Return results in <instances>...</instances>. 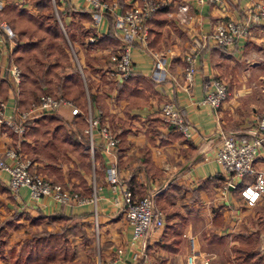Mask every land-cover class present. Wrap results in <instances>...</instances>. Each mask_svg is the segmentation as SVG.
Here are the masks:
<instances>
[{
  "label": "crops",
  "instance_id": "0c3cea01",
  "mask_svg": "<svg viewBox=\"0 0 264 264\" xmlns=\"http://www.w3.org/2000/svg\"><path fill=\"white\" fill-rule=\"evenodd\" d=\"M105 1L114 5L113 12L105 13L98 22H93L85 0L52 3L55 11H60L57 19L71 23L76 35L81 36L71 42L64 33L67 45L69 42L77 47L83 66L84 77L76 68L85 91L86 111L90 108L116 135L118 142L113 150H103L95 133L94 150L86 147L89 157L84 167L69 150L51 140L49 133L33 141L29 135L17 138L9 131H0V155L5 148L15 146L29 155L31 170L82 195L89 192L90 174L94 173L98 186L96 212L89 203L62 205L49 197L30 200L24 187L12 192L7 173L0 171V225L19 214L17 227L3 235L0 264H10L13 253L24 254L33 232L61 230L77 264H188L190 254L193 264H237L233 247L239 245L241 236L252 239L251 251L264 256V195L254 205H247L240 189L253 178L226 174L214 159L222 138L249 137L264 113V22L253 24L247 36L231 45L208 42L198 50L191 84L181 86L183 56L194 41L207 36L221 20L244 19L247 7L264 0H208L203 4L159 0L160 10L150 20L148 50L136 44L130 51L131 72L143 82L132 84L134 95L120 97L122 81L115 82L106 74L109 56L120 45L115 17L142 0ZM6 3L32 14L38 12L30 0ZM90 35L95 38L92 43L87 41ZM65 50L68 73L75 65L69 49ZM149 50L165 53V78L161 82L151 77L153 58ZM7 60L8 55L3 54L1 63ZM4 75L0 73V77ZM216 77L226 80L229 94L212 109L200 101L210 80ZM90 94L97 95L100 102L91 100ZM3 99L10 113L18 104V89L12 91L9 86ZM131 102L137 103L128 107ZM165 102L172 103L189 121L188 136L165 123L160 114ZM80 111L83 118L85 112ZM53 116L62 120L68 133L88 142L83 129L71 123L75 115H69L67 108ZM253 165L255 169L264 168V150ZM113 174L118 178L114 185L108 181ZM226 182L232 186L225 189ZM124 189L135 198L151 194L164 214V224L132 240V228L121 208ZM54 214L61 217L53 219ZM18 232H23V238L11 239ZM95 246L94 261L90 251ZM118 248L122 252L118 253Z\"/></svg>",
  "mask_w": 264,
  "mask_h": 264
},
{
  "label": "built area",
  "instance_id": "2783aa9c",
  "mask_svg": "<svg viewBox=\"0 0 264 264\" xmlns=\"http://www.w3.org/2000/svg\"><path fill=\"white\" fill-rule=\"evenodd\" d=\"M91 9L93 22H98L105 13L113 12L114 5L105 0H85ZM198 4H203L208 0H193ZM221 1V0H213ZM5 5V0H0V9ZM162 5L159 0H142L140 3L132 5L115 17V26L120 35V45L111 52L109 56L110 65L106 69L107 76L115 81L121 82L131 73L130 51L136 44L148 50V24L147 19L157 8ZM186 10V6L181 7ZM264 22V1H257L246 9L245 18L241 20H221L214 29L200 40H195L191 49L183 56L185 63L183 71L182 87L191 84L196 70V59L198 50L208 42L215 45L228 46L237 39L249 34L253 24ZM10 34L6 23L0 19V73L8 74L15 84H18L20 68L11 61L10 54L14 42L10 39ZM93 35L88 37V43L94 42ZM70 55L74 64L78 67L83 76V66L75 53L73 46L68 42ZM153 58L151 77L154 82H161L165 78L163 51L149 50ZM8 55L5 64L1 63V56ZM84 77V76H83ZM178 84V82H177ZM229 94L227 83L221 78H212L204 93L200 104L216 109L227 98ZM62 108H67L69 115L80 114V109L73 102L61 95L42 94L32 102L27 109L19 110L17 106L10 113L6 112L7 102L0 100V129L10 130L18 138H22L29 129L30 122L45 114H58ZM160 114L165 123L180 131L185 136L190 133V123L185 116L172 103L165 102L160 106ZM88 127L84 129L87 136L88 148L94 150V134L97 133L102 141V149L111 151L118 142L116 135L109 127L100 122L97 115L93 114L90 108L84 114ZM261 150H264V113L256 122V128L249 137L243 138L237 135H230L222 138L218 145L214 159L222 172L233 177L251 176L253 179L243 185L240 195L247 205H254L264 195V168L255 169L254 160ZM29 160L15 146L5 148L0 155V171L7 173V184L12 192L19 188L28 190L29 199L36 201L41 197H49L55 202L67 204H92L96 212L98 200V186L93 178V187L90 196H80L71 192L62 185L48 180L46 177L30 169ZM111 184H116L118 178L113 174L108 180ZM232 186L231 182H226L224 188ZM122 210L127 222L132 228V240H137L147 235L151 230L164 224V214L155 205L153 196L146 194L140 198H135L129 189L122 191ZM115 203H118L115 201ZM117 252H122L121 248ZM188 264H193V256H187ZM204 262L203 264H205ZM140 264V263H134ZM149 264H155L150 262Z\"/></svg>",
  "mask_w": 264,
  "mask_h": 264
},
{
  "label": "trees",
  "instance_id": "16d2710c",
  "mask_svg": "<svg viewBox=\"0 0 264 264\" xmlns=\"http://www.w3.org/2000/svg\"><path fill=\"white\" fill-rule=\"evenodd\" d=\"M30 1L38 9L36 14H32L13 3H6L0 9V19L11 30L10 39L14 42L11 60L20 68L17 84V108L19 110L26 109L42 94L54 95L59 93L73 101L82 112H86L85 91L76 65L74 64L75 67L70 68V72H65L66 66L69 65V56L65 50L67 43L64 33L71 42L77 41L81 36L76 35V30L71 23H64L57 19L52 0ZM159 10L160 7L152 12L147 19L148 35H150L151 29L150 20ZM107 37L110 35L107 34ZM101 40L100 43H102ZM140 80L143 82L142 78L135 76L132 72L128 74L118 87L119 97L128 93L134 95L135 90L132 84L140 82ZM12 82V78L8 74L0 77V100L4 98L6 90L12 85ZM90 98L100 102L97 95L90 94ZM136 103L131 102L128 107ZM74 120L82 127L81 129L87 124L79 114L74 116ZM47 133H49L48 137L51 140L63 150H69L79 160V164L85 167V162L89 157L86 151L88 142L86 139L85 142H81L75 134L68 133L59 117L45 114L33 119L24 136L29 135L33 141H37L42 136L46 137ZM73 190L77 192V189ZM91 190L90 187L85 196L90 195ZM18 217L19 214H14L0 225V256L3 235L8 230L17 227L15 221ZM59 217L61 216L53 215V219ZM31 235V242L27 244L26 253H13L10 264H77L73 260V252L68 246L62 230L58 232H33ZM251 240L247 236H241L239 237V245L233 247L237 264H264V256H258L251 251L253 249L249 247Z\"/></svg>",
  "mask_w": 264,
  "mask_h": 264
},
{
  "label": "rangeland",
  "instance_id": "374dc122",
  "mask_svg": "<svg viewBox=\"0 0 264 264\" xmlns=\"http://www.w3.org/2000/svg\"><path fill=\"white\" fill-rule=\"evenodd\" d=\"M13 0H11V2H12ZM14 4V3H13ZM16 5V4H15ZM53 8H54V14H55V16L56 17H58L59 18V16H60V11L59 12H56L55 10H56V8H55V6H54V4H53ZM59 13V14H58ZM2 20V19H1ZM8 27V26H7ZM67 48L69 49V45H67ZM73 49H74V51H75V53L77 54V57L80 59V57H79V54H78V50H77V47L76 46H74L73 47ZM70 52V51H69ZM72 58V57H71ZM12 61V60H11ZM73 61V60H72ZM74 63V62H73ZM218 78H220V77H218ZM222 80H224L223 78H221ZM13 81V80H12ZM225 82H226V80H224ZM227 83V82H226ZM11 88H12V91L13 90H16L17 89V84H15L14 83V81L12 82V85L10 86ZM55 96L56 95H60L59 93H55L54 94ZM62 96V95H61ZM65 98V97H64ZM1 100H4V101H6L5 99H1ZM29 107V106H28ZM27 107V108H28ZM26 108V109H27ZM87 112V111H86ZM85 112V113H86ZM84 113V114H85ZM83 120L84 121H86V119H85V117H83ZM71 123L75 126V127H77V128H82L81 126H79L76 122H75V120L73 119L72 121H71ZM86 123H87V121H86ZM88 127V123L86 124V126L83 128V133H84V129H86ZM0 131H9L10 133H12L10 130H5V129H0ZM13 134V133H12ZM14 135V134H13ZM16 136V135H15ZM17 137V136H16ZM24 137V136H23ZM22 137V138H23ZM18 138V137H17ZM21 153H23L29 160H31L30 158H29V155L27 154V153H25V152H23V150L21 151V150H19ZM31 165H32V162H31ZM30 165V166H31ZM32 171H34L33 169H32ZM35 172H37V171H35ZM38 174H40V175H42L41 173H39V172H37ZM42 176H44V175H42ZM44 177H46V176H44ZM48 180H50V181H52V182H55V181H53L51 178H49V177H46ZM93 178H94V180H95V183H96V178H95V176H94V173H92L91 172V174H90V187H91V189H92V187H93ZM55 183H58V184H60V185H62L63 186V188H65V189H67V190H69V191H71V192H74V193H76V194H78V192H76V191H74L72 188H68L67 186H65V185H63L62 183H60V182H55ZM97 184V183H96ZM91 192H92V190H91ZM91 192H90V194H91ZM79 195V194H78ZM83 196H85V195H83ZM88 196H90V195H88ZM88 196H85V197H88ZM23 232H18V233H16V234H13L12 236H11V239H15V238H19V239H22L23 238ZM26 250H24L23 252H25ZM77 251V250H76ZM91 253V255L94 257V261H95V256H96V254H97V247L95 246V248H93L91 251H90ZM26 253V252H25ZM24 253V254H25ZM90 263V262H89ZM84 264H88V262H86V263H84Z\"/></svg>",
  "mask_w": 264,
  "mask_h": 264
},
{
  "label": "water",
  "instance_id": "95a60500",
  "mask_svg": "<svg viewBox=\"0 0 264 264\" xmlns=\"http://www.w3.org/2000/svg\"><path fill=\"white\" fill-rule=\"evenodd\" d=\"M7 28H8V27H7ZM8 32H9L10 35H12L11 30H10L9 28H8Z\"/></svg>",
  "mask_w": 264,
  "mask_h": 264
}]
</instances>
